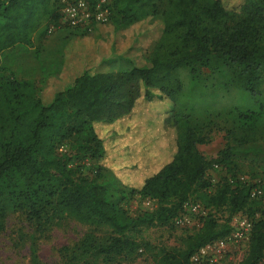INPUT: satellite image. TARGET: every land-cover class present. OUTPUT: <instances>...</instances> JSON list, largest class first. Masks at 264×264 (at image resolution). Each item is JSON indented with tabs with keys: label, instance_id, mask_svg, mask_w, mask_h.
<instances>
[{
	"label": "trees",
	"instance_id": "trees-1",
	"mask_svg": "<svg viewBox=\"0 0 264 264\" xmlns=\"http://www.w3.org/2000/svg\"><path fill=\"white\" fill-rule=\"evenodd\" d=\"M61 8V0H0V62L16 46L32 48L58 24ZM109 8L116 30L148 17L162 21L149 66L84 72L45 105L33 81L8 77L0 63V236L11 217L24 218L32 230L21 238L29 242L30 264H44L38 239L73 220L86 231L61 248L60 264H122L143 254L153 264H190L200 247L231 233L235 216L261 211L263 183L240 182L236 156L244 149L264 154V0H109ZM208 90H237L255 105L211 112L200 106ZM198 109L203 116L195 115ZM222 118L230 126L227 143L208 160L197 147L208 144ZM137 134L135 147L130 138ZM65 145L76 160L94 162L95 179L68 168ZM223 170L217 183L208 177ZM103 172L122 187L118 196L111 193L117 187L97 182ZM255 186L259 199L250 197ZM135 200L151 201L152 208L130 215L125 205ZM187 202L207 210L199 227L174 225ZM250 221L239 264H264V218ZM156 227L191 234L168 249L144 239Z\"/></svg>",
	"mask_w": 264,
	"mask_h": 264
},
{
	"label": "rangeland",
	"instance_id": "rangeland-1",
	"mask_svg": "<svg viewBox=\"0 0 264 264\" xmlns=\"http://www.w3.org/2000/svg\"><path fill=\"white\" fill-rule=\"evenodd\" d=\"M228 1L229 5H232V3L240 0ZM107 24L110 26L107 32L112 34V44L104 40L103 44L107 45L104 47L106 49H61V45H64L63 43L54 46L56 43L53 44L54 42H51L53 40L51 37L58 32V30H54L53 34H45L40 40L38 37L35 38L33 47L38 46L42 40L44 41L43 46L39 45L37 49L22 47L25 49H15L5 54L1 58V66L8 70V77H10V73L17 80L33 81L43 104L49 102L50 93L53 94L58 88L59 90L67 88L72 84L73 79L84 71L89 73L116 72L129 70L134 66L139 68L149 66L150 48L162 34V21L159 18H145L126 29L118 30L121 39L115 38L113 26L110 22ZM62 31L64 33L74 32V30L69 28H64ZM85 31L87 32L85 36L90 41L89 38L92 32H89L91 30ZM122 37H124V40ZM60 41H63V39H60ZM48 42L52 45L49 48L44 46V44L49 46ZM124 42L130 43L132 49H116L117 46H123ZM140 47L141 49H138ZM74 63L75 66L73 65ZM49 91L51 92L49 93ZM263 100V98H260L261 102ZM254 105V101L250 96L237 90H231L228 93L220 91L210 92L208 90V95L202 100V105L200 106H203V108L208 106V108H211V112H221L223 114L228 113L235 107L244 109L252 108ZM161 108L164 114L165 108ZM144 110L148 113H154L156 108L148 107L144 109L143 106L139 107V111ZM195 115L201 117L204 113L198 109ZM228 120L229 122L231 121L230 116ZM229 122L226 123L223 118L217 119L208 144L197 147L206 159H214L218 152L225 148L227 143L226 129L230 127ZM140 140L141 134H137L136 137L130 138V145L136 147ZM260 145L263 146L264 151V143H260ZM62 151H67L68 155L72 156V159L68 162L69 169L75 170L79 173L78 175L90 180L96 178L94 162L76 160L73 157L74 152L69 145H65ZM248 151L244 149L242 152L237 153L238 176L251 177L255 181H261L264 191V154L256 156L252 151ZM137 153L138 151L135 152V154ZM224 173V170L211 171L208 177L212 179L213 183H217L224 179ZM105 181L117 187L111 189V193L115 196H118L120 191L123 190L118 181L108 172H103L101 178H97L98 183H104ZM258 207L261 209L260 212L253 216L247 214H243V216L253 221L258 217L264 218V198ZM125 208L130 215H136L143 206L142 202L135 200L126 204ZM23 219L22 217H11L8 221L6 232L0 236V264H30L29 242H21V238L26 239L27 233H31L32 230L26 226ZM85 231L86 227L76 221L61 222L38 239L35 251L39 260L44 264H60L62 259L61 248L65 246L72 247L83 236ZM188 234H191V232L183 229L156 227L145 230L143 237L153 246L173 249L181 247V240ZM237 255L239 256L240 254L237 253ZM122 264H153V262L147 254H143L136 258L134 262Z\"/></svg>",
	"mask_w": 264,
	"mask_h": 264
},
{
	"label": "built area",
	"instance_id": "built-area-1",
	"mask_svg": "<svg viewBox=\"0 0 264 264\" xmlns=\"http://www.w3.org/2000/svg\"><path fill=\"white\" fill-rule=\"evenodd\" d=\"M59 27L79 30H91L97 25H105L109 22V0H75L68 2L61 0ZM217 169V167H214ZM240 182L248 179L238 177ZM262 191L255 186L250 193L251 199H259ZM144 208L151 209V201H143ZM207 210L199 203L187 202L183 205V211L174 220L178 228L199 227L200 220L205 217ZM233 230L224 239L216 240L200 247L189 260L190 264H239L242 261L245 245L250 239L252 222L244 216H235L231 221ZM243 252V253H242ZM239 253L240 255L236 256Z\"/></svg>",
	"mask_w": 264,
	"mask_h": 264
},
{
	"label": "crops",
	"instance_id": "crops-1",
	"mask_svg": "<svg viewBox=\"0 0 264 264\" xmlns=\"http://www.w3.org/2000/svg\"><path fill=\"white\" fill-rule=\"evenodd\" d=\"M110 26L108 24H105V25H97L95 27H92L91 31L89 32H92L91 34V37L89 38L90 41H88V37H86V31L85 30H82L80 32H71V33H64L62 30L64 29V27H59L58 24L57 25H54L52 26L48 33L47 34H53L54 30H58L57 33H55L51 38H53V40L51 42H54L53 44H55L54 46H58L59 43H63L64 45H61V49H106L104 47H106L107 45H104V40H107L106 42H109L112 44V34H108V30H109ZM114 28V27H113ZM115 31V38H120L121 39V35H119V31L114 29ZM62 37V38H61ZM60 39L63 41H60ZM122 39L124 40V37H122ZM35 42V40H34ZM33 42V43H34ZM40 46H43V43L44 41L42 40L41 42H39ZM49 43V42H48ZM58 43V44H57ZM114 43V41H113ZM38 45V44H37ZM38 46L36 47H32V48H27V49H37ZM45 47L49 48L51 47V43H49V46L45 45ZM25 49V48H22V47H14L13 49ZM152 48V47H151ZM150 48V49H151ZM116 49H132V47L130 46V43L128 42H124L123 46H117ZM138 49H141L138 48ZM143 49V48H142ZM73 63V62H72ZM75 66V63L73 64ZM136 67V66H134ZM139 68V67H137ZM86 72V71H84ZM84 72L80 73L78 76L82 75ZM106 73V72H104ZM77 76V77H78ZM75 77V78H77ZM74 78V79H75ZM73 79V81H74ZM58 83V82H57ZM73 83V82H72ZM53 84V83H51ZM72 85V84H71ZM69 85V86H71ZM68 86V87H69ZM66 89V88H65ZM64 90V89H63ZM63 90H58L57 91H54V93H50L51 91H49V96H50V100L47 104H50L54 95L57 93V92H60V91H63ZM45 104V105H47Z\"/></svg>",
	"mask_w": 264,
	"mask_h": 264
}]
</instances>
